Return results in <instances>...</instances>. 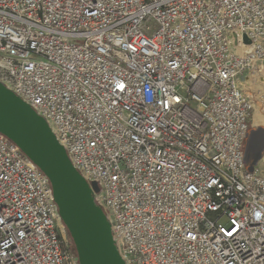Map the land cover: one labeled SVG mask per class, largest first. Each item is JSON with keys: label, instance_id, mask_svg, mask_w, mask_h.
Segmentation results:
<instances>
[{"label": "built area", "instance_id": "1", "mask_svg": "<svg viewBox=\"0 0 264 264\" xmlns=\"http://www.w3.org/2000/svg\"><path fill=\"white\" fill-rule=\"evenodd\" d=\"M263 67L264 0H0V83L97 184L125 264H264L245 162ZM0 264H81L50 179L2 133Z\"/></svg>", "mask_w": 264, "mask_h": 264}, {"label": "water", "instance_id": "2", "mask_svg": "<svg viewBox=\"0 0 264 264\" xmlns=\"http://www.w3.org/2000/svg\"><path fill=\"white\" fill-rule=\"evenodd\" d=\"M247 42V38H244ZM0 133L17 144L50 179L61 217L81 264H125L111 226L96 204L90 185L71 164L46 121L0 83ZM264 158V129L252 128L245 141V162L253 172Z\"/></svg>", "mask_w": 264, "mask_h": 264}, {"label": "rangeland", "instance_id": "3", "mask_svg": "<svg viewBox=\"0 0 264 264\" xmlns=\"http://www.w3.org/2000/svg\"><path fill=\"white\" fill-rule=\"evenodd\" d=\"M249 81V80H248ZM255 87H251V85L246 84V88L248 93L252 96L255 102V114H254V126L257 127L259 125L264 126V67L258 70L257 74L251 78L250 80ZM262 110V111H261ZM261 115H260V114ZM259 118V119H256ZM257 120V122H256ZM264 129V127H261ZM264 159V158H263ZM263 159L258 164L259 170L264 175V161ZM224 226L229 225V221L227 219H223L221 222Z\"/></svg>", "mask_w": 264, "mask_h": 264}, {"label": "bare ground", "instance_id": "4", "mask_svg": "<svg viewBox=\"0 0 264 264\" xmlns=\"http://www.w3.org/2000/svg\"><path fill=\"white\" fill-rule=\"evenodd\" d=\"M251 79H249V81L247 82V84L248 85H251V87H254L253 86V84H252V82L250 81ZM255 88V87H254ZM264 96V95H263ZM262 111V110H261ZM260 114V113H259ZM261 115V114H260ZM264 117V116H263ZM256 119H259V118H256ZM264 119V118H263ZM256 122H257V120H256ZM257 127H264V126H262V125H259V126H257ZM263 161H264V159H263Z\"/></svg>", "mask_w": 264, "mask_h": 264}, {"label": "snow or ice", "instance_id": "5", "mask_svg": "<svg viewBox=\"0 0 264 264\" xmlns=\"http://www.w3.org/2000/svg\"><path fill=\"white\" fill-rule=\"evenodd\" d=\"M118 87H119L121 90H123L124 85H123V84H119ZM229 235H231V233H229Z\"/></svg>", "mask_w": 264, "mask_h": 264}, {"label": "trees", "instance_id": "6", "mask_svg": "<svg viewBox=\"0 0 264 264\" xmlns=\"http://www.w3.org/2000/svg\"><path fill=\"white\" fill-rule=\"evenodd\" d=\"M75 251H76V249H75Z\"/></svg>", "mask_w": 264, "mask_h": 264}]
</instances>
